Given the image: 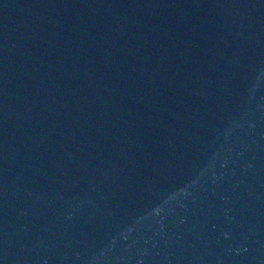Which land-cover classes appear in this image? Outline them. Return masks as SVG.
Segmentation results:
<instances>
[{"label":"water","instance_id":"95a60500","mask_svg":"<svg viewBox=\"0 0 264 264\" xmlns=\"http://www.w3.org/2000/svg\"><path fill=\"white\" fill-rule=\"evenodd\" d=\"M0 264H264V0H0Z\"/></svg>","mask_w":264,"mask_h":264}]
</instances>
